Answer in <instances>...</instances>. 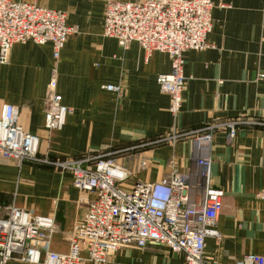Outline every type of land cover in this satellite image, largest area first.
<instances>
[{"label": "crops", "instance_id": "1", "mask_svg": "<svg viewBox=\"0 0 264 264\" xmlns=\"http://www.w3.org/2000/svg\"><path fill=\"white\" fill-rule=\"evenodd\" d=\"M22 1L64 11L67 25L77 31L57 61L51 43L27 41L15 43L0 62V109L14 105L19 125L39 138L36 161L0 157V218L11 207L51 217L49 249L65 253L67 234L91 195L74 187L70 172L57 162L91 166L107 156L130 172L127 183L151 182L173 165L194 170V156L201 153L211 159L212 185L225 192L216 224L220 238L206 237L205 251L215 264H231L249 252L264 254V199L257 196L264 190V0H212L209 47L183 54L188 79L176 118L156 80L170 71L169 56L160 51L146 56L135 41L123 49L102 35L108 0ZM54 66L57 93L71 112L61 129L49 131L43 100ZM107 84L119 86V92L106 90ZM228 122L236 125L233 137ZM207 125L214 127L213 136L201 149L193 137ZM173 126L184 135L161 141ZM6 264L35 263L17 253ZM105 264L187 263L181 253L151 242L142 249L122 246Z\"/></svg>", "mask_w": 264, "mask_h": 264}, {"label": "built area", "instance_id": "2", "mask_svg": "<svg viewBox=\"0 0 264 264\" xmlns=\"http://www.w3.org/2000/svg\"><path fill=\"white\" fill-rule=\"evenodd\" d=\"M219 6H224L220 4ZM212 0H108L102 19V35L116 39L126 49L135 41L146 56L154 51L170 58V71L157 75L162 93L170 96L169 111L180 112L187 50L209 47L212 29ZM77 30L66 23V13L36 2L0 0V62L6 60L15 43H51L55 61L69 35ZM57 68L51 69L43 100L44 126L61 129L71 109L62 104L57 93ZM106 90L119 92L107 84ZM235 124L226 123L228 135H235ZM214 127L207 125L193 137L199 148L208 147ZM184 134L173 126L161 141H174ZM39 138L18 123L17 108L3 104L0 109V157L17 161H36ZM194 170L181 171L173 165L157 181L127 183L130 172L113 158H96L91 166L82 161L57 162L69 171L72 185L91 198L80 218L67 234L65 253L49 249L55 223L17 207L0 218V264L22 254V260L35 264L107 263L122 246L144 248L160 243L172 252L182 253L187 264H215L205 251V239L220 234L216 229L222 209L224 190L212 185L211 160L201 153L194 156ZM140 167L146 162L141 161ZM260 198H264L261 193ZM231 264H264V254L245 253Z\"/></svg>", "mask_w": 264, "mask_h": 264}, {"label": "rangeland", "instance_id": "3", "mask_svg": "<svg viewBox=\"0 0 264 264\" xmlns=\"http://www.w3.org/2000/svg\"><path fill=\"white\" fill-rule=\"evenodd\" d=\"M52 46V45H51ZM206 49V48H205ZM196 51H198V50H196ZM201 51V50H200ZM53 56V55H52ZM188 78V77H187ZM157 79V78H156ZM187 81V80H186ZM105 86V85H104ZM119 90H120V87H119ZM168 95V94H167ZM169 96V95H168ZM169 99H170V96H169ZM63 104V103H62ZM169 104H170V101H169ZM181 105H182V103H181ZM71 109V108H70ZM180 110H181V107H180ZM229 123V122H228ZM234 126V125H233ZM226 127V126H225ZM227 128V127H226ZM234 128H235V133H236V125L234 126ZM55 130H59V129H55ZM228 130V129H227ZM52 131V130H51ZM36 157H37V155H36ZM211 160V159H210ZM211 173V172H210ZM210 179H211V176H210ZM210 182H211V180H210ZM261 193H264V190H261V191H259L258 193H257V196H258V198H260L259 196H260V194ZM224 194H225V192H224ZM224 197V196H223ZM262 199V198H261ZM264 199V198H263ZM222 205H223V200H222ZM182 254V253H181ZM183 255V254H182Z\"/></svg>", "mask_w": 264, "mask_h": 264}]
</instances>
